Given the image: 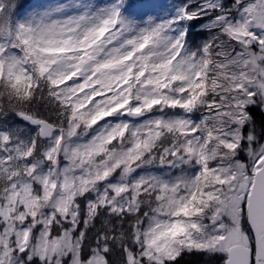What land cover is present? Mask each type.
Here are the masks:
<instances>
[{"label":"snow or ice","instance_id":"snow-or-ice-1","mask_svg":"<svg viewBox=\"0 0 264 264\" xmlns=\"http://www.w3.org/2000/svg\"><path fill=\"white\" fill-rule=\"evenodd\" d=\"M0 264H264V0H0Z\"/></svg>","mask_w":264,"mask_h":264}]
</instances>
